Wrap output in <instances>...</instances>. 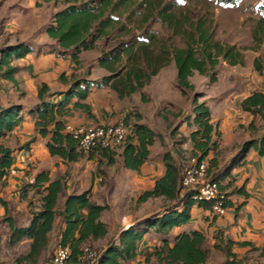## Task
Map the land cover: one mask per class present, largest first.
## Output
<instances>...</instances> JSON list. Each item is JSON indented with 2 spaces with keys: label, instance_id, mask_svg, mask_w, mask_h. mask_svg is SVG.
Instances as JSON below:
<instances>
[{
  "label": "trees",
  "instance_id": "1",
  "mask_svg": "<svg viewBox=\"0 0 264 264\" xmlns=\"http://www.w3.org/2000/svg\"><path fill=\"white\" fill-rule=\"evenodd\" d=\"M63 2L65 7L54 14L53 23L47 28V34L63 49L52 47V52L59 55L69 54L75 61H78L83 51L95 48L98 40L109 33L108 30L114 27L119 19L114 13L128 4L125 0H63ZM166 10L167 7L160 11L162 18L164 21L172 22L174 15L167 13ZM256 39L261 41L263 37L256 36ZM35 49V45L29 41L0 45V88H3L4 83H8L10 88L20 91L21 96L26 95L17 79L21 67L14 62L34 52ZM38 50L41 51L42 48ZM125 55L134 63L124 73L118 69V65ZM141 58L147 63V71L138 65ZM221 58L232 66L243 63L242 54L234 45H224L215 40L213 34L202 26L198 27L197 34H188V43L185 47H174L171 52L163 49L155 55L148 44L140 43L138 46L135 42L129 43L123 51H105L99 61L111 74L102 79L75 78L65 91H53L50 85L42 82L38 85L39 102L28 111H25L22 104L14 101H9L6 105L0 103V140L13 131L28 113L35 118L37 132L46 138V147L50 155L61 158L66 164L96 159L100 166L105 161L112 165L117 160L115 152L121 150L118 155L123 166L132 171H140L150 159L151 147L157 140H162L161 133L140 120L132 122V115L128 114L124 122L131 126L132 132L123 145L113 150L99 148L86 153L81 149L79 139L66 129L65 117L72 107L85 109L91 114L90 106L83 100L89 96L93 88L109 86L121 97L138 92L171 60L174 61L177 70V86L185 94V88H194L189 79L194 71L209 75L211 82L216 81L217 76L213 71ZM254 65L262 72L263 65L259 58H255ZM64 75L62 73L60 78L64 79ZM60 95L63 96L60 100L53 99ZM201 97V93L193 96L192 114L185 116L187 124L194 126L189 134L192 142L191 154L199 160L208 158L210 151L219 149V139L222 135L219 121L213 122L211 108L205 100L200 101ZM240 106L244 111L259 115L264 120V88L245 97ZM246 128L254 129V121ZM33 140L21 145L20 149H30ZM252 148H256L260 155H264V130L260 137H252L241 143L236 153L225 163H221L217 156L209 159V171L213 173L214 179L222 183V189L228 196L225 204L227 208L233 206L230 199L232 194L249 196L245 184L234 186L233 171L245 164ZM16 150L0 143V185L6 182L15 163ZM164 162L165 173L156 180L153 188L144 190L137 199L139 203H145L150 199L162 198L163 209L138 219L126 228H119L100 253V264H128L136 260L141 251V242L153 231L161 235V244L153 250H146L143 264H207L215 250H220L226 255V260L222 264H241L242 261L234 248L253 246L251 241L224 238L223 232L219 231L215 243L208 247L206 245L208 237L199 229L174 233L176 228L191 221L195 206L210 209L211 203L201 199L195 189L182 185L184 170L174 162L170 152L164 154ZM224 180L228 182L224 183ZM18 191L20 197L28 200L29 206L33 209L28 224L17 225L12 217H8L11 230L9 244L15 246L25 240H31V249L26 259H34L40 254L58 219L61 222L58 243L69 247V264L78 261L85 246L92 247L94 242L109 235V227L102 219L103 212L109 206L93 200L89 189L67 193L65 178L52 179L50 172L43 169L35 174L32 181L23 182ZM61 197L64 200L62 205H59ZM0 204L8 214V201L0 196ZM243 205L244 202L239 204L235 212L237 213ZM2 242L0 236V252Z\"/></svg>",
  "mask_w": 264,
  "mask_h": 264
},
{
  "label": "rangeland",
  "instance_id": "2",
  "mask_svg": "<svg viewBox=\"0 0 264 264\" xmlns=\"http://www.w3.org/2000/svg\"><path fill=\"white\" fill-rule=\"evenodd\" d=\"M125 1L128 2L127 6L123 5L118 12L114 13L119 17L117 24L98 40L95 50L83 56L84 70H89L95 76L107 73L101 67L98 68L95 65L96 69H93L92 66V63H98V56H102L105 51H123L129 43L135 42L138 46L140 43L148 44L155 55L163 49L171 52L174 47H185L188 43V34H197L199 26L209 30L215 40L222 44L234 45L242 54L243 63L234 66L221 58L213 71L217 76L214 82L210 81L209 75L194 71L189 78L194 88H185V94L177 86V70L174 61L171 60L138 92L127 94L123 99L109 98L110 109L114 110L115 114H121L119 120L111 124L121 121L128 114L147 118L158 127L157 131L162 134V140H158L151 147L152 161L163 164L164 154L170 152L174 162L184 170L193 157L192 142L188 136L194 126L187 127V131L182 132L179 124L182 122L181 119L173 126L169 124L173 115L175 114L176 117L181 115L182 125L186 124L185 116L192 114L193 96L201 93L200 101L207 99L212 105L214 115L218 117V112L223 105L222 100L219 99L220 93L230 92L233 98L240 93H242L240 96H243V92L246 91L243 87H247L248 82L259 81L260 86L264 83V0ZM64 7L63 0H0V45L16 41H31L35 45L55 43L54 39L48 37L47 28L53 23L54 14ZM165 7H167V13L174 15L172 22L164 21L162 18L160 11ZM256 36L263 37V40L258 41ZM255 58H259L263 65L262 72L255 68ZM132 63L134 62L125 55L118 69L125 73ZM138 65L147 71V63L143 58L139 59ZM10 87V84L4 83L3 88H0V97L6 94ZM105 91L114 93V90L109 88H105ZM23 100L26 104H31L26 97ZM116 103L119 105L116 106ZM131 121L133 122V119ZM149 125L154 126L152 123ZM175 127H177L176 130L172 132ZM120 151L115 152L117 160L112 165L105 161L100 166L97 160L94 162L85 160L77 165L68 164L65 173L62 170L56 172L57 176L68 179L71 184L70 191L82 192L89 189L95 201L109 206L103 213L102 219L108 224L115 220V225L110 224L108 238L96 241L92 245L91 248L99 253L105 249L110 237H114L119 228H126L143 216L159 211L164 202L161 198L151 199L145 203L138 202V196L144 188L149 187L153 179L147 176L148 179L145 177L146 180L140 183L141 173L130 171L123 166L118 155ZM222 154L223 158L220 162L225 163L230 156L226 152ZM51 165L52 163L46 159L42 160V168ZM95 173L98 176L103 175L104 180L97 182ZM224 181V183L228 182V180ZM9 183L7 179L3 185H0V196L8 201L9 205V212L6 214L5 208L0 204V236L3 241L0 264H49L59 244L61 222L60 220L56 222L55 229L49 234L48 241L40 254L34 259H26L31 249V241L25 240L15 246L9 244L11 230L8 217H12L17 225L28 224L33 207L29 206L28 200L20 197L19 187L10 191L5 189ZM94 184L97 185L95 190ZM36 199L37 196L34 200ZM191 227L193 225L189 226ZM215 234L209 233L206 244L208 247H212L216 239ZM161 238V235L154 231L147 234L140 245L141 251L138 258L128 264H143L146 250H153L160 245ZM253 247L257 246L237 248L241 264H264V252H262L264 247H258V250ZM225 260L224 252L215 250L211 253L207 264H222Z\"/></svg>",
  "mask_w": 264,
  "mask_h": 264
},
{
  "label": "crops",
  "instance_id": "3",
  "mask_svg": "<svg viewBox=\"0 0 264 264\" xmlns=\"http://www.w3.org/2000/svg\"><path fill=\"white\" fill-rule=\"evenodd\" d=\"M48 37L50 36L48 35ZM53 43L54 42L43 45H35L33 43L36 47L35 51L14 62L16 65L21 67V71L18 74L17 79L20 82L21 89L26 91V95L21 96L20 91L16 90L15 88H9L7 93L1 95L0 97V103L2 105L8 104L9 101H14L22 104L25 111H28L39 102L38 85L42 82H46L48 85H50L53 91H65L75 78L99 80L104 76L111 74L109 70L100 64V61H98L96 64L92 63L93 69H96L94 67L96 65L98 68L101 67L106 70L107 73H102L100 76H95V74L90 73L89 70H84V54L87 56V54L95 50L96 47L94 49L83 51L80 54L78 61H75L71 59L69 54L59 55L56 52H52V47L63 50L56 40L55 43ZM38 48H42V50L40 51ZM98 58L100 57L98 56ZM62 73L65 74L64 79L60 78ZM248 83L249 85L247 87H243L246 89V91L243 92V96H240L242 94L240 93L234 95L233 98L230 96V94H232L230 92L220 93L221 96L219 99L222 100L223 105L220 108L221 111L218 112V117L214 115L212 105L209 104L207 99H205L211 108L213 118L212 120L213 122L219 121L220 130L222 133L221 140L219 141V149L217 151H210L208 159L217 156L219 160H221V158H223V152L229 153L231 158L236 153L241 143L252 137H260L262 134L264 130L263 118L259 115L252 114L251 112L244 111L241 108L240 103L245 97L249 96L254 91L263 90L264 83L261 82V86L259 85V81ZM105 88L112 89L109 86L99 89L93 88L89 96L83 100L84 103L90 106L91 114L85 109L72 107L69 114L65 117L66 125H70L72 127H84L95 124H111L119 120L121 114H115L114 110L110 109L111 105L109 103V98L112 97L118 99L120 97L123 99L126 95L121 97L116 90L112 89L114 90V93H109L105 91ZM25 97L31 101V104H26V102L23 100ZM62 97L63 96L60 95L53 99L56 101L60 100ZM117 105L119 104L116 103V106ZM132 119L133 121L140 120L141 122L146 123L149 127H151L149 123H152L154 126L151 128L155 131L158 129V127L147 118L145 119L132 116ZM179 119H181L183 122L181 115L176 117L174 114L173 119L169 121V124H172L173 126L178 123ZM252 121L255 123V128H246V126ZM182 122H179L180 130L184 133L187 131V127H193L190 125L187 126V123L182 125ZM159 124H161V122H159ZM32 139L34 140L30 144V149H20L21 145L31 141ZM46 141V138L42 137L39 132H37L35 118L28 113L25 114L24 120L13 131L9 132L4 138L0 140V143H12L7 146L17 149L15 152V163L12 169L9 171V176L7 178L10 183L5 187V189L7 188L8 191L14 190L19 187L21 183L32 181L35 174L43 169H46L50 172V177L52 179L63 177L57 176V170H62L63 173H65L68 164L77 165L82 161L88 160L85 159L79 162H71L66 164L61 158L50 155L46 147ZM152 158L153 156L151 151L149 161H147L142 166L141 170L133 171L136 173H141L142 178L140 179V183L144 182L146 180L145 177L147 178V176L149 179H153V182L149 185V187L144 188V190L153 188L156 180L165 173L164 160L163 164H159L154 163ZM43 159L51 162L52 165L50 167L42 168ZM94 160L96 159L88 160V162H94ZM233 175L235 178L234 186H242L245 184L246 191L249 193L248 197L237 193L232 194L230 199L233 202V206L227 209V213L224 216L219 217L212 215L209 209L195 206L192 210L193 216L191 221L179 228H176L174 233L177 234L184 230L199 229L203 231L208 237L209 233L211 232L215 234L216 232L218 233L219 231H222V236H224V238H230L235 241H251L253 246L264 247V155H260L256 148H252L247 155L245 164L235 168ZM94 177H96L97 182L103 181L105 178L103 175L98 176L97 173H95ZM65 180L68 190L67 193H71L72 191L69 190L71 184L69 183L68 179L65 178ZM96 187L97 185L94 184L93 189L95 190ZM63 200L64 198L61 197L59 200V205H62L61 201ZM243 202L244 205L236 213L235 208ZM162 209L163 206L159 209V211ZM154 212L155 211L149 214ZM110 224L115 225V220H112ZM110 224L107 223L108 227H110ZM190 225H193V227L189 228ZM215 241L216 239H214L213 243H215ZM244 247L251 248L252 246ZM244 247H235L234 250L237 252V248Z\"/></svg>",
  "mask_w": 264,
  "mask_h": 264
},
{
  "label": "built area",
  "instance_id": "4",
  "mask_svg": "<svg viewBox=\"0 0 264 264\" xmlns=\"http://www.w3.org/2000/svg\"><path fill=\"white\" fill-rule=\"evenodd\" d=\"M67 131L79 139L81 149L89 153L99 148L117 149L123 145L132 132L131 126L124 122V119L115 124H95L84 127H72L67 125ZM182 185L185 188L195 189L199 197L209 203V209L214 216H224L227 213L225 206L228 196L222 189V183L214 179L213 173L209 171V159L202 160L192 157L187 163L183 176ZM70 249L67 246L58 244L49 264H68ZM100 253L85 246L74 264H100Z\"/></svg>",
  "mask_w": 264,
  "mask_h": 264
}]
</instances>
